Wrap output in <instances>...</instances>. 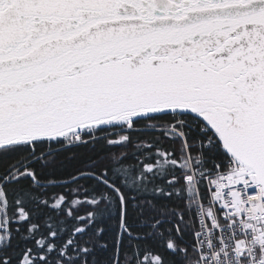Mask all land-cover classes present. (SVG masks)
<instances>
[{
	"label": "snow or ice",
	"instance_id": "6c2138e0",
	"mask_svg": "<svg viewBox=\"0 0 264 264\" xmlns=\"http://www.w3.org/2000/svg\"><path fill=\"white\" fill-rule=\"evenodd\" d=\"M0 264H264V0H0Z\"/></svg>",
	"mask_w": 264,
	"mask_h": 264
}]
</instances>
